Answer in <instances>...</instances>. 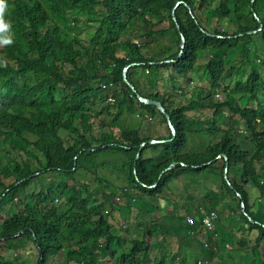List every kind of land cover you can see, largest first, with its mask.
<instances>
[{
  "label": "trees",
  "instance_id": "1",
  "mask_svg": "<svg viewBox=\"0 0 264 264\" xmlns=\"http://www.w3.org/2000/svg\"><path fill=\"white\" fill-rule=\"evenodd\" d=\"M7 3L13 43L0 46L7 61L0 67V251L23 237L37 258L21 264H46L49 249L75 264H96L99 250L111 264H210L233 248L234 264H264V0ZM131 63L126 78L135 91L123 79ZM198 66L209 87L188 93ZM137 94L162 104L172 125L166 134H147L145 120L166 119ZM196 108L213 109V117L188 114ZM206 134L202 150H186L191 136ZM34 180L41 184L32 188ZM171 190L187 201L183 211L176 201L160 205ZM145 203L155 214L140 224L143 236H130L122 223L114 228L115 211L124 210L127 223ZM200 207L217 215L207 245L197 237ZM147 238L159 240L152 258Z\"/></svg>",
  "mask_w": 264,
  "mask_h": 264
},
{
  "label": "rangeland",
  "instance_id": "2",
  "mask_svg": "<svg viewBox=\"0 0 264 264\" xmlns=\"http://www.w3.org/2000/svg\"><path fill=\"white\" fill-rule=\"evenodd\" d=\"M82 23H83V21H81V23L79 25H82ZM74 31H75V33L79 34L80 36L86 38V34L84 33L85 29L84 30L74 29ZM234 64L237 65L238 63L236 62ZM248 69L249 68H246V71L243 74V78L249 72ZM234 78H235V76H233L229 80H225V83L227 85H229V83L231 81H233ZM193 79H194V81L191 83L192 86L190 87V89H188V91H187L188 93L190 92L191 88H193V86L205 87V88L209 87V84L207 83V80H206V75H205L202 67L198 66L195 68ZM222 89H223V86L220 87V89H217L214 91L213 97H214L215 102L221 101L224 98V94L222 92ZM158 90L160 92H164L162 85H158ZM108 98H110V97H108ZM182 103H187V101H185L183 99L181 101V104ZM188 114L189 115H200L202 118L205 117V118L210 119L213 117V109H211V108H203V109L196 108L194 110L189 111ZM220 118H221V115L216 116L218 123H220L222 121V119H220ZM228 121L231 122L232 119L229 118ZM144 123H146L144 126L147 127L146 131L148 130V132H147L148 135H152L154 137H157V136L164 135L167 133L166 124H168V123H167V121H165L161 118L160 119L159 118H157V119L153 118V119H149V121L145 120ZM238 129H241V131H242L243 124L239 125ZM208 139H209V136L207 134L205 136L193 135L189 138L186 150L187 151L202 150L205 147V145L207 144ZM148 154L149 153H147V155ZM80 175H83V173H80ZM57 179H60V180L63 179L64 181H66V178L61 173L57 174ZM81 179H82V177H78V180H81ZM42 180L43 181L48 180V177L46 176ZM9 181H10V179H8L5 182H9ZM40 184H41V182L34 180V182H32V184H31V187L34 188ZM70 184L71 183L67 182V184H65L66 185L65 188L69 189L71 186ZM170 186H172L174 188L173 184H171ZM179 196H180L179 194L177 195L176 192H173L171 190V191H169L168 194H166L165 197L160 198L159 203L162 206H168L171 203L170 201H176L178 204L179 210L183 211L185 209L187 201L186 200H180L178 202L177 199ZM255 196H257L256 191L253 194V197H255ZM117 202H118V204L124 205L123 200L117 199ZM145 202H147V201H145ZM188 202H191V201H188ZM144 207H150V205L147 203L143 204V206L141 207V214H138V209L133 208V212L132 213L130 212L129 219H128L127 223H124L123 219H122L124 213H126V212L124 210L115 211L114 215H115L117 220H112L111 223L113 224L114 228H116L118 230L120 229L121 223L124 225V226H122L123 229L130 227L129 235L132 237L140 236V235L143 236L142 227L140 224L142 223L143 220H147L148 216L150 217V216H153L155 214L153 211L151 213H147L144 210ZM190 234H192V231L190 232ZM110 239H111L110 246L113 248H117V243L115 241V238L110 237ZM147 240H148V250L150 251V257L152 258L156 253L155 244L159 243V240L151 239V238H147ZM18 241L19 242H17L18 243L17 247H15V246L11 247V246H9V244H6V245L3 244L2 245L0 255H3V257L5 258V264H21L23 261L27 260V258H30L32 263L35 262V260L37 258V255H36L37 249L35 248V245L30 240H28L26 238L24 239L23 237L22 238L20 237ZM176 247H177V240H176V244H175L174 248H176ZM172 253H169L167 258H171ZM97 254H98V257L96 260V264H111V263L115 262V260H112L111 257L107 256L106 252L103 253L102 251L99 250ZM48 256H49V258H48L46 264H75L72 261H67V262L65 261L66 252H63L62 254L61 253L57 254L54 249H49L48 250ZM261 257H262V259H264V247L262 248ZM229 258H230V251L229 252H226V251L223 252L221 259L224 260L225 264L228 263V261L227 262H225V261H226V259H229ZM150 262H152V261L150 260ZM216 264H221V263H216Z\"/></svg>",
  "mask_w": 264,
  "mask_h": 264
},
{
  "label": "water",
  "instance_id": "3",
  "mask_svg": "<svg viewBox=\"0 0 264 264\" xmlns=\"http://www.w3.org/2000/svg\"><path fill=\"white\" fill-rule=\"evenodd\" d=\"M178 4V3H177ZM172 17H173V20L176 22V17H175V15H174V11H172ZM177 25V28L179 27L178 26V24H176ZM210 35H212V34H210ZM181 48L184 46V37L183 36H181ZM134 65V63H131V64H129V65H127L125 68H124V71H123V79H124V82L133 90V91H135V89H134V86H133V84L132 83H130L129 81H128V79L126 78V70L130 67V66H133ZM137 98L141 101V102H143V103H146V104H153V105H155L157 108H158V110L161 112V113H163L164 115H165V119H166V121H167V123H168V125L172 128V125H171V123H170V117H169V115L165 112V109H164V107L162 106V104L159 102V101H156V100H152V99H148V98H145V97H142V96H140L139 94H137ZM174 131V130H173ZM163 140H156V139H151L150 140V143H157V142H162ZM142 145H144V144H141V146ZM138 155H139V152L137 153V156L136 157H138ZM172 165H170L167 169H169L170 167H171ZM224 178L227 180V175H226V169H225V171H224Z\"/></svg>",
  "mask_w": 264,
  "mask_h": 264
},
{
  "label": "clouds",
  "instance_id": "4",
  "mask_svg": "<svg viewBox=\"0 0 264 264\" xmlns=\"http://www.w3.org/2000/svg\"><path fill=\"white\" fill-rule=\"evenodd\" d=\"M7 9V0H0V46L11 45L13 43L11 24L4 20ZM0 67H7V61L0 59Z\"/></svg>",
  "mask_w": 264,
  "mask_h": 264
},
{
  "label": "built area",
  "instance_id": "5",
  "mask_svg": "<svg viewBox=\"0 0 264 264\" xmlns=\"http://www.w3.org/2000/svg\"><path fill=\"white\" fill-rule=\"evenodd\" d=\"M199 213L202 214L201 222H202V230L198 232L197 237L204 242V245H207L205 240L206 230H213L214 229V220L216 219L217 215L216 212L213 210H206L203 207L199 208ZM186 221L188 224H194V218L192 216H186ZM200 264V262H198Z\"/></svg>",
  "mask_w": 264,
  "mask_h": 264
},
{
  "label": "crops",
  "instance_id": "6",
  "mask_svg": "<svg viewBox=\"0 0 264 264\" xmlns=\"http://www.w3.org/2000/svg\"><path fill=\"white\" fill-rule=\"evenodd\" d=\"M264 247V240L262 241V243H261V245H260V248H259V250H260V253L262 252V248ZM222 254H223V252H222ZM222 254H221V256H222ZM221 256H220V254L217 256V257H215L213 260H212V262H210V264H216V263H221V264H225L224 263V260L223 259H221ZM216 260V261H215ZM264 260V259H263ZM228 261V263L227 264H234V248L232 249V251H230V258L229 259H226V261L225 262H227ZM238 263H241V262H239V261H237Z\"/></svg>",
  "mask_w": 264,
  "mask_h": 264
}]
</instances>
